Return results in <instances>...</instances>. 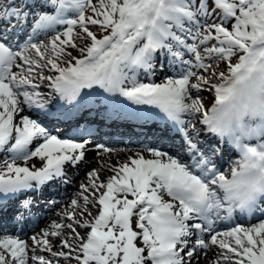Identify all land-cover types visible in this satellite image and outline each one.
<instances>
[{
    "label": "snow or ice",
    "instance_id": "snow-or-ice-1",
    "mask_svg": "<svg viewBox=\"0 0 264 264\" xmlns=\"http://www.w3.org/2000/svg\"><path fill=\"white\" fill-rule=\"evenodd\" d=\"M49 7L54 14L43 11ZM84 89L158 109L172 122L169 131L179 136L177 147L187 159L181 151L145 145L125 162L100 164L80 186L83 203L73 199L72 210L63 213L69 223L52 224L31 243L0 227V264H195L212 246L219 251L210 264H264V0L5 5L0 211L10 196L69 183L66 168L87 163L88 139L53 134L45 122L49 95L73 104ZM203 91L214 95L210 108ZM213 137L217 142L209 144ZM224 144L239 155L227 171L213 159H223ZM96 149L101 156L113 152L104 145ZM34 158L39 166L29 164ZM102 170L113 174L101 180ZM241 216L252 222L245 226ZM14 219L22 223L23 213ZM234 220L229 230H219ZM77 228L87 229L85 235ZM62 236L57 245L54 238Z\"/></svg>",
    "mask_w": 264,
    "mask_h": 264
},
{
    "label": "rangeland",
    "instance_id": "rangeland-1",
    "mask_svg": "<svg viewBox=\"0 0 264 264\" xmlns=\"http://www.w3.org/2000/svg\"><path fill=\"white\" fill-rule=\"evenodd\" d=\"M93 29H94V31H96V28L95 27H93ZM78 44H82L83 42L82 41H80V40H77L76 41ZM70 51H72V54L73 55H79V52L77 51V50H72V49H70ZM233 62H236V60H235V58H233ZM225 69V64L224 63H221L220 65H219V70H224ZM201 95L203 96V100L204 101H209V100H211V96L213 95V93L212 92H209V91H203L202 93H201ZM98 156H99V158L101 159V160H103L102 158H104V157H106V156H108L107 154L106 155H103V156H101V155H99L98 154ZM110 158V157H109ZM91 167L93 168V169H95V168H97V162H95V161H92V165H91ZM87 173V172H86ZM85 173V175H86V178H87V174ZM100 178H102L103 180H106L107 178H105V177H103L102 176V174H101V176H100ZM73 182H75V184L72 186V188L70 189V190H76V191H81V188L78 186L79 185V181H73ZM87 182V180L85 179V181H82V183H86ZM77 183H78V185H77ZM82 183H80V184H82ZM78 187V188H77ZM78 189V190H77ZM71 199L73 200V198L72 197H70L69 198V201H71ZM57 208L58 209H61V208H64V206H61V207H59V205L57 206ZM65 220V219H64ZM67 222L69 223L70 221H67V220H65V224H67ZM66 233H67V230H66ZM68 234V233H67ZM199 260L198 261H196V263L197 264H200V261H201V254H200V256H199V258H198Z\"/></svg>",
    "mask_w": 264,
    "mask_h": 264
},
{
    "label": "bare ground",
    "instance_id": "bare-ground-1",
    "mask_svg": "<svg viewBox=\"0 0 264 264\" xmlns=\"http://www.w3.org/2000/svg\"><path fill=\"white\" fill-rule=\"evenodd\" d=\"M96 145H97V143H90L89 145H88V151L86 152V161L88 162V161H90L91 159H94L95 158V152H96ZM106 155V154H105ZM35 160L36 161H39L37 158H35ZM40 163V162H39ZM107 163H109V164H112V165H115V164H117L116 163V161H115V159H114V157H110L108 160H107ZM100 164H103V163H100ZM84 166H85V164H84ZM87 168H90V166H88ZM69 170H72V167H70L69 166ZM101 172H104L105 174L108 172V170H102ZM87 174V173H86ZM106 178V177H105ZM87 179V178H86ZM82 183V182H81ZM78 188V187H77ZM78 190V189H77ZM71 201H72V199H71ZM70 201V202H71ZM70 207V209H71V205L69 206ZM45 221H48V223H49V220L48 219H46ZM47 223V224H48ZM68 223V222H67ZM215 251H218L216 248H209L208 250H207V253H206V255L204 254L202 257H201V261H200V264H210V262H211V260H214L213 259V253L215 252ZM211 252H212V254H211ZM211 256H212V258H211ZM195 264H197L196 262H195Z\"/></svg>",
    "mask_w": 264,
    "mask_h": 264
}]
</instances>
